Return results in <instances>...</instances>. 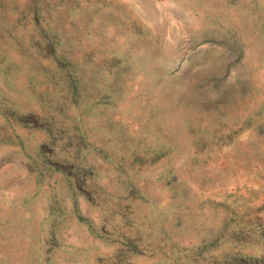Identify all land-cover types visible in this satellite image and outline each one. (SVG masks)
<instances>
[{
  "label": "rangeland",
  "instance_id": "1",
  "mask_svg": "<svg viewBox=\"0 0 264 264\" xmlns=\"http://www.w3.org/2000/svg\"><path fill=\"white\" fill-rule=\"evenodd\" d=\"M0 264H264V0H0Z\"/></svg>",
  "mask_w": 264,
  "mask_h": 264
}]
</instances>
